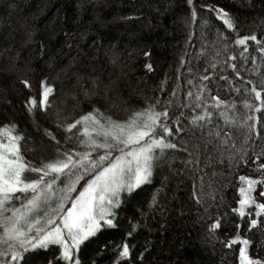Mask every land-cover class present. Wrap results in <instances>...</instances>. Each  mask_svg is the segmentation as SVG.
<instances>
[{"label": "trees", "instance_id": "1", "mask_svg": "<svg viewBox=\"0 0 264 264\" xmlns=\"http://www.w3.org/2000/svg\"><path fill=\"white\" fill-rule=\"evenodd\" d=\"M209 8L227 10L239 36L264 40V0H0V126L17 125L25 162L39 167L58 151H85L77 129H65L94 108L121 121L149 105L169 111L168 139L177 148L159 156L150 184L123 198L118 228L81 247L82 264H114L123 243L131 256L120 264H239L240 245L226 247L237 234L250 241L252 258L264 260V215L254 205L243 218L232 211L241 198L239 176L262 175L256 168L264 157L254 160L264 151V110L249 112L245 103H260L250 90H264V52L252 41L247 51L235 45L237 32ZM45 86L53 92L42 104ZM197 94L205 106L212 96L227 102L235 123H226L224 109L210 107V121L193 125L203 110ZM247 115L261 118L258 137L242 126ZM216 132L219 138L209 135ZM261 191L264 185H257L253 193L258 203H264ZM217 219L221 228L210 232Z\"/></svg>", "mask_w": 264, "mask_h": 264}, {"label": "snow or ice", "instance_id": "2", "mask_svg": "<svg viewBox=\"0 0 264 264\" xmlns=\"http://www.w3.org/2000/svg\"><path fill=\"white\" fill-rule=\"evenodd\" d=\"M192 2L193 0H188L190 5ZM209 10L216 13L228 30L237 32L235 45L243 46V51H247L248 43L252 41L264 52V40L258 39L255 34L239 36L237 25L227 10ZM195 17L196 11L193 8L192 18ZM230 59L235 61L236 56H231ZM146 67L152 69L151 64ZM231 67L235 70L236 65L233 63ZM202 79L209 80L210 77L204 76ZM23 83L29 86L27 81ZM250 91L260 103H245V108L249 112L260 113L264 110V90L258 91L253 85ZM52 92V87L45 86L42 104L47 102ZM88 94L86 91L85 95ZM192 95L191 92L188 93L189 97ZM201 95L196 96V107L203 110L192 118L193 125L200 126V122L210 121V107L224 109L220 115L225 118L226 123H235L227 114V102L219 96H212L214 103L205 106L201 103ZM36 103L34 98L30 101V112ZM169 119L167 108L158 111L153 105L133 111L123 121L114 120L100 109L94 108L68 124L65 129L68 133L77 129L82 137L80 144L86 150L76 153L58 151L55 159L42 163L39 167L25 162L21 155L20 142L24 137L18 132L17 125L13 123L0 126V264H82L81 247L105 230L118 228L117 210L121 207L123 198L131 197L141 186L150 184L159 156H163L165 149L177 148L168 139L173 135V129L167 122ZM249 121L252 123L249 124ZM260 123L259 116L247 115L242 126H247L249 133L255 132L258 137L256 125ZM175 125L179 133V118H176ZM209 135L219 138L221 134L216 132ZM51 138L56 139L55 136ZM262 157L264 151L255 156L254 162H259ZM240 160L244 164L248 163L243 156ZM256 170L262 174L260 179L244 175L238 178L242 185L239 188L241 198L238 201L239 207L232 211L241 218L246 215L245 208L252 205L259 210L256 213L258 217L264 215V203H258L253 196L256 186L264 185V163H259ZM26 172L36 174V178H29L25 175ZM17 194L24 199L20 200ZM259 196L264 198V191ZM17 200H20V207H15L13 203ZM155 203L156 196H153V204ZM256 226L257 220H250V228ZM220 228L221 223L217 219L209 231L214 232ZM128 235L131 236V233ZM249 244L250 241L237 234L226 242V247L240 245L239 264H264V260L254 259L249 255ZM103 250L98 249L97 254H102ZM130 256L129 245L123 243L118 246L114 264H120L121 260L129 259Z\"/></svg>", "mask_w": 264, "mask_h": 264}]
</instances>
